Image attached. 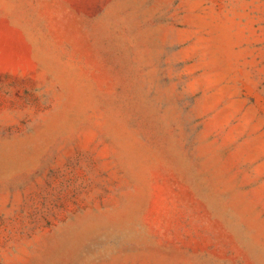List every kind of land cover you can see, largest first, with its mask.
I'll return each mask as SVG.
<instances>
[{"label": "rangeland", "instance_id": "obj_1", "mask_svg": "<svg viewBox=\"0 0 264 264\" xmlns=\"http://www.w3.org/2000/svg\"><path fill=\"white\" fill-rule=\"evenodd\" d=\"M0 264H264V0H0Z\"/></svg>", "mask_w": 264, "mask_h": 264}]
</instances>
